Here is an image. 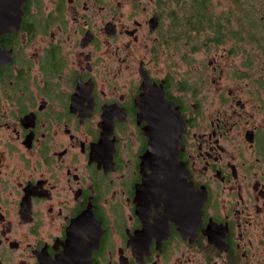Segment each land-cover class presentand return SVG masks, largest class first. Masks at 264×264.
<instances>
[{
  "label": "flooded vegetation",
  "instance_id": "1",
  "mask_svg": "<svg viewBox=\"0 0 264 264\" xmlns=\"http://www.w3.org/2000/svg\"><path fill=\"white\" fill-rule=\"evenodd\" d=\"M183 1L28 0L1 25L0 264H264V0L209 28L194 1L213 55L185 75ZM153 89L185 124L160 164Z\"/></svg>",
  "mask_w": 264,
  "mask_h": 264
},
{
  "label": "water",
  "instance_id": "2",
  "mask_svg": "<svg viewBox=\"0 0 264 264\" xmlns=\"http://www.w3.org/2000/svg\"><path fill=\"white\" fill-rule=\"evenodd\" d=\"M27 1L0 0V27L3 26L4 32L12 33L13 30L20 28L23 16L22 7ZM180 116V113H176L168 105L163 89L161 92L153 89L149 94L145 91L141 95L139 117L149 123L144 130L149 139L147 160L160 164L164 160L162 157L168 156L170 161L177 158L185 126Z\"/></svg>",
  "mask_w": 264,
  "mask_h": 264
},
{
  "label": "rangeland",
  "instance_id": "3",
  "mask_svg": "<svg viewBox=\"0 0 264 264\" xmlns=\"http://www.w3.org/2000/svg\"><path fill=\"white\" fill-rule=\"evenodd\" d=\"M182 1V0H181ZM194 1L197 0H184V9H183V31L185 29V32L183 34V42H184V54H185V60L188 61L189 58H192L194 62H190L189 64L185 63L183 68H181V72L184 75L185 74H191L193 69H198L200 73L208 74L210 73V69L208 67V63L210 61L211 56L213 53L209 52V43L207 42L209 38H215V34L212 31H201V33H194L191 27H189L188 24H190V21L193 20V13L191 12V8L193 7ZM207 11L209 14L212 15V23H219L226 24L224 21V14L220 15V12H227L231 11L233 13L240 11V9H237L235 6L234 0H210L209 3H207ZM236 15V14H234ZM213 24V25H214ZM236 27L235 22L233 21V25ZM209 27V26H205ZM224 34L216 35V37H224ZM228 36V35H227ZM239 36L235 37V39H238ZM226 39V38H225ZM224 41V40H222ZM237 41V40H234ZM238 42V41H237ZM215 43V42H212ZM206 46V48H204ZM212 50L215 49V47L211 48ZM226 49L222 48L219 52L223 53ZM189 65V66H187Z\"/></svg>",
  "mask_w": 264,
  "mask_h": 264
},
{
  "label": "trees",
  "instance_id": "4",
  "mask_svg": "<svg viewBox=\"0 0 264 264\" xmlns=\"http://www.w3.org/2000/svg\"><path fill=\"white\" fill-rule=\"evenodd\" d=\"M203 3L204 2H202L201 4L203 5ZM195 5H196V3H193V7L191 8V12L193 13V20L192 21H190V24H188L189 25V27H191V29L192 30H195L197 27H198V23H197V20H196V18H195V15H196V11H197V6L195 7ZM203 10V9H202ZM205 14L203 15V17H202V20H201V22H203V26L202 27H204V28H206L205 26H209L210 27V23L211 24H214V23H212V15L211 14H209V12L208 11H203ZM200 27H198V28H200L201 29V25H199ZM208 27V28H209ZM198 28H197V31H198ZM201 31H203L202 29H201ZM197 33H200L199 31L197 32ZM207 42H209V39H208V41Z\"/></svg>",
  "mask_w": 264,
  "mask_h": 264
}]
</instances>
